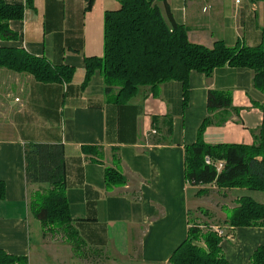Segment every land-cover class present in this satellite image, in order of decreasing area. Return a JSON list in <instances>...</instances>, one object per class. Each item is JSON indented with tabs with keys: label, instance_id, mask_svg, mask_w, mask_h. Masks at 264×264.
Instances as JSON below:
<instances>
[{
	"label": "crops",
	"instance_id": "1",
	"mask_svg": "<svg viewBox=\"0 0 264 264\" xmlns=\"http://www.w3.org/2000/svg\"><path fill=\"white\" fill-rule=\"evenodd\" d=\"M166 3L194 44L212 48L223 41L231 48H264V0H243L239 6L232 0ZM86 5V0H35L23 20L10 23L18 38L0 39V48L23 49L76 69L66 85L41 84L30 75L0 69V181L6 186L0 200V249L27 257L29 264H58L64 253L69 264H85L64 236L63 243H54L30 212L38 187L26 181L25 147L62 145L66 196L85 249L105 257L103 264H170L198 213L215 220L204 209L211 190L222 192L210 186L198 195L200 188L188 183L186 147L197 142L209 116L206 144L253 145L263 122L264 94L255 88L252 70L230 66L215 70L210 79L192 72L186 106L176 81L141 88L127 105L117 104V89L107 92L100 72L82 88L85 59L104 56L105 13L118 10L120 0H95L89 12ZM159 7L166 15V5ZM210 91L229 94L232 108L209 114ZM151 130L157 135L149 136ZM106 168L117 169L126 185L107 187ZM226 192H237L235 208L249 191ZM232 235L233 241L222 243L230 264H248L264 245V228H240Z\"/></svg>",
	"mask_w": 264,
	"mask_h": 264
},
{
	"label": "trees",
	"instance_id": "2",
	"mask_svg": "<svg viewBox=\"0 0 264 264\" xmlns=\"http://www.w3.org/2000/svg\"><path fill=\"white\" fill-rule=\"evenodd\" d=\"M27 4L0 0V39L18 38L10 27L12 21L25 17ZM85 12L93 9L95 0H86ZM167 7L166 15L159 4ZM186 26L172 17L166 0H120V8L105 13L104 56L85 59L86 88L96 73L103 76L107 92L118 90L117 104L127 105L141 88L156 89L169 82H179L183 87L184 106L189 98V81L192 72L210 79L215 70L230 66L254 72V86L264 94V48L228 47L223 41L212 48L194 44L189 40ZM0 69L32 76L41 84H70L76 73L74 67L53 65L44 57H37L19 48H0ZM232 98L224 92L210 91L209 114L232 108ZM260 131L254 135V144L211 146L203 135L212 119H205L198 132L196 143L186 147V179L198 187V195H205L207 187L217 190H246L264 197V107ZM171 131V130H170ZM224 161L221 173L206 165V158ZM26 181L37 186L30 200V212L41 224L45 233L55 235L61 231L72 246L75 257L83 259L80 252L88 253L73 226L70 205L66 196L65 150L62 145L27 144L25 147ZM107 187H123L127 179L115 168H106ZM6 195L5 183L0 181V200ZM198 218L190 221L187 239L175 250L170 264H230L222 243L225 237L205 225ZM215 227H218L214 225ZM264 228V201L242 195L231 215L219 228H228V234L240 228ZM204 244V245H203ZM93 254V253H89ZM87 254L85 255V257ZM84 257V258H85ZM0 264H29L27 257L10 255L0 249ZM248 264H264V245L257 248Z\"/></svg>",
	"mask_w": 264,
	"mask_h": 264
},
{
	"label": "rangeland",
	"instance_id": "3",
	"mask_svg": "<svg viewBox=\"0 0 264 264\" xmlns=\"http://www.w3.org/2000/svg\"><path fill=\"white\" fill-rule=\"evenodd\" d=\"M236 193L235 192H233V193L232 192H226V191H222V192L218 193L215 190L214 191L211 190V195L208 198L209 202H208V204L204 210H208L207 212L209 213L210 216H212L211 218H215V220L213 221L212 219H209L208 216H206L204 213L202 214L201 212L198 213V217H197L199 219V224L202 225V229L204 231L206 230L205 225H211L212 227H215L214 225H216L218 227L223 225L224 216H225V218H228L232 213V209L234 208V199L233 198L238 195ZM247 194L251 195L252 197H254L255 199H257L259 201H263V199H264L263 195L258 193V192L257 193L256 192H248ZM205 203H206V199H204V201H202V203H201L202 205L200 207H203V205ZM203 212H205V211H203ZM32 217L35 219V217L33 215H32ZM47 233L49 234V238H53L54 243H63L64 242V238H63L64 234L61 231L56 232L55 235H52L51 232H47ZM57 233H58V235H56ZM34 240H36V239L34 238ZM65 242H67V241L65 240ZM86 254H87V256L85 257ZM80 256L83 258V260H85V264H100L101 262L103 264L104 259H105V257H103V256L95 255V254H89V252L84 253V251L80 252ZM33 264H41V263L33 262ZM44 264H47V260H46V263H44ZM58 264H69L68 260L66 259V253H64L62 255V258H60V261H58Z\"/></svg>",
	"mask_w": 264,
	"mask_h": 264
},
{
	"label": "built area",
	"instance_id": "4",
	"mask_svg": "<svg viewBox=\"0 0 264 264\" xmlns=\"http://www.w3.org/2000/svg\"><path fill=\"white\" fill-rule=\"evenodd\" d=\"M237 6L241 5L243 0H232ZM26 2V0H25ZM15 102L20 103V99H15ZM157 135L156 130H151V133L149 136H155ZM206 165L207 166H211L214 167L217 171V173H221L222 170L225 167V162L224 161H218V162H214L213 160H211L209 157L206 158L205 160ZM213 229L219 234V236L225 237V240H230L233 241L235 238L233 237L232 234H228V228H219V227H213Z\"/></svg>",
	"mask_w": 264,
	"mask_h": 264
}]
</instances>
